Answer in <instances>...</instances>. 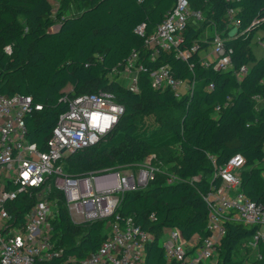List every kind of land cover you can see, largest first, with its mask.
Returning a JSON list of instances; mask_svg holds the SVG:
<instances>
[{
  "label": "trees",
  "instance_id": "16d2710c",
  "mask_svg": "<svg viewBox=\"0 0 264 264\" xmlns=\"http://www.w3.org/2000/svg\"><path fill=\"white\" fill-rule=\"evenodd\" d=\"M188 1L191 5L209 1L207 17L198 28L188 26L172 51L159 53L155 61L140 58L147 72L139 74L138 92H132L116 70L145 49L178 0H62L56 15L49 0H0V94L31 96L43 106L42 112L27 119L31 143L44 149L68 110L64 98L70 88V98L106 91L125 106L112 134L68 159L73 176L143 164L149 157H153L152 165L162 168L165 161L159 153L163 149L178 155L168 173L161 169L143 191L126 193L121 203L120 217L135 218L154 238L147 245L146 264H167L159 243L165 229L179 230L188 241L196 235L208 236L209 209L204 197L220 184L214 179L210 157L222 167L233 156L243 155L241 190L264 205V107L258 108L255 101L257 96L264 99V55L258 58L252 49L264 31V0ZM74 2L87 7L78 16H68ZM230 11L238 26L226 32ZM57 25L62 28L52 35ZM208 30L221 32L225 47L231 50L230 71H216L213 62L205 60L217 38L207 34L201 39ZM161 67H170L171 74L194 88L181 98L171 90H154L150 74ZM243 67L247 73L239 79L236 72ZM170 111L180 112L181 117L166 132L152 131L148 118ZM172 177L174 182L169 184ZM53 196L59 208L53 221L54 239L65 256L91 255L105 240L104 222L74 226L64 195L54 191ZM258 229L242 222L227 223L217 264H246L239 258V245ZM259 253L262 259L253 264H264V245Z\"/></svg>",
  "mask_w": 264,
  "mask_h": 264
},
{
  "label": "built area",
  "instance_id": "2783aa9c",
  "mask_svg": "<svg viewBox=\"0 0 264 264\" xmlns=\"http://www.w3.org/2000/svg\"><path fill=\"white\" fill-rule=\"evenodd\" d=\"M190 9L188 0H178L145 49L116 70L127 74V88L132 92H138L139 74L147 72L139 59L155 61L159 53L178 47L189 26ZM197 14L195 17L202 22V13ZM233 14L229 12L232 21ZM233 22L234 27L238 26ZM257 42L264 48V38H258ZM6 52L11 53V48ZM230 52L217 36L210 61L216 71L233 69ZM246 73L243 67L236 75L241 79ZM150 82L154 90H171L178 98L194 88L171 74L170 67L153 71ZM69 93L64 98L68 110L60 116L44 149L29 141L27 127V119L42 112L43 106L31 96L0 94V264H146L147 245L154 238L137 225L135 218L123 220L119 210L124 195L143 191L161 168L152 165L153 157H149L137 175L136 164H132L118 170L73 176L67 168L68 159L99 145L112 134L125 114V106L106 91L71 98ZM255 101L264 107V99L257 96ZM210 161L215 170L214 179H219L220 184L204 197L209 209L208 236L196 235L188 241L179 230H171L162 245L167 264H208V261L217 264L229 222L259 227L239 258L246 264L262 259L259 249L264 245V205L253 202L241 190L245 157L237 154L222 167H217L214 157ZM126 170L133 172L123 174ZM173 182V177L168 180L169 184ZM54 191L64 195L74 226L104 222L105 240L91 255L65 256L64 249L54 239L53 221L59 211ZM26 207L29 209L23 213Z\"/></svg>",
  "mask_w": 264,
  "mask_h": 264
},
{
  "label": "rangeland",
  "instance_id": "374dc122",
  "mask_svg": "<svg viewBox=\"0 0 264 264\" xmlns=\"http://www.w3.org/2000/svg\"><path fill=\"white\" fill-rule=\"evenodd\" d=\"M50 3L53 6V9L55 11V15L58 12V10L60 9L61 6V2L62 0H49ZM86 5H80L76 2H74L70 8L69 13L67 14L68 16H78L80 15L83 10L86 9ZM211 6L209 1H198L196 3V5H191V9H190V19H189V26H194V27H199L201 25V21L197 19L198 12L202 13V17L203 19H205L207 17L208 12L210 11ZM233 21L231 19H229V21L227 22V31L226 32H232V30L234 29V25H233ZM58 26V25H57ZM224 32V31H223ZM207 34H214L216 36H221V32H216L215 30H208V32L205 35L201 36V39H205ZM264 38V31L260 32L258 34V38ZM253 52L255 53V55L258 58H262L264 55V48L259 44V45H254L252 46ZM205 60L207 62H210L213 60L212 55H208L207 57H205ZM120 77H121V81L122 84L125 87L129 86V80L127 78V74L124 71H120ZM71 89L68 88L67 91H70ZM181 93H184V90L181 91ZM184 95V94H181ZM261 104H258L257 102V107H261ZM181 117L180 112H173L170 111L168 113H163V114H155L152 115L148 118L150 127L152 129V131H163L166 132L167 131V126L171 124V122L175 119ZM173 149H163L159 155L160 157H163V160L165 161V163H163L161 166L163 168H165V172L168 173L169 170L168 168L170 167V164L172 163H176L179 160L178 155L173 154L172 153ZM141 166H143L142 163H138L135 165L134 168V174L137 175L139 172V169H141ZM133 170H126V171H122L123 174H132ZM207 179L209 180L210 177H207ZM141 191V190H140ZM264 229V228H263ZM170 233V229H165L162 232V236L159 240L160 245H163L167 242L168 240V234ZM246 240H243L241 242V244L239 245V251H242V248L244 247V245L246 244ZM208 264H213L212 262L208 261Z\"/></svg>",
  "mask_w": 264,
  "mask_h": 264
},
{
  "label": "water",
  "instance_id": "95a60500",
  "mask_svg": "<svg viewBox=\"0 0 264 264\" xmlns=\"http://www.w3.org/2000/svg\"><path fill=\"white\" fill-rule=\"evenodd\" d=\"M61 28H62V25H58L57 27H55V29L52 30V35L59 34Z\"/></svg>",
  "mask_w": 264,
  "mask_h": 264
}]
</instances>
